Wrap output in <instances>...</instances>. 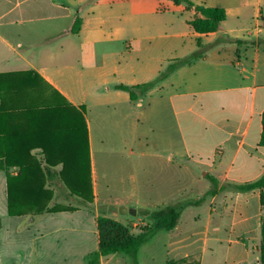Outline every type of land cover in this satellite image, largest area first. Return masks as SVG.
Segmentation results:
<instances>
[{
    "label": "crops",
    "instance_id": "0c3cea01",
    "mask_svg": "<svg viewBox=\"0 0 264 264\" xmlns=\"http://www.w3.org/2000/svg\"><path fill=\"white\" fill-rule=\"evenodd\" d=\"M190 1L209 7L202 0ZM255 1L253 29L221 26L214 33L197 34L188 24L198 16L194 8L171 0H0V81L38 75L35 89L0 92V147L5 153L11 146H46V151L30 150L33 159L41 167L46 160L59 161L64 154L59 144L69 140L54 131L56 123L40 122V112L52 109L48 104L53 101L83 107L92 193L87 206L71 196L57 174L62 169L58 164L44 188L52 193L47 208L59 211L11 216L7 176H16L17 169H0V264H20L22 259L28 264H87L98 250L100 202L118 213L122 208L155 210L180 203L182 194L195 186L199 194L189 201L211 189L216 193L199 206L184 208L173 230L156 232L138 250L136 264L190 257L199 264H260V190H221L264 174V147L259 145L264 112V10L259 5L263 1L264 7V0ZM181 10L191 12L187 29L181 26ZM75 18L81 20L77 34L71 32ZM199 49L200 58L176 69L137 101L117 89L152 81L173 60ZM140 126L146 128L144 134L135 132ZM135 145L143 148L136 155ZM135 156L148 159L157 175L155 180L147 177L146 186L157 183L168 192L158 200L149 198L146 207L129 206L135 197ZM98 160L109 163L119 191L126 194L118 205L98 192ZM183 172L191 179L186 188L180 185ZM101 177L107 179L105 170ZM210 177L218 182L216 188ZM188 207L205 210L192 214L194 221L204 216L202 232L183 234L181 220ZM68 208L75 210L64 211ZM120 216L106 217L123 224L127 215ZM98 264L133 261L118 253L100 257Z\"/></svg>",
    "mask_w": 264,
    "mask_h": 264
},
{
    "label": "trees",
    "instance_id": "16d2710c",
    "mask_svg": "<svg viewBox=\"0 0 264 264\" xmlns=\"http://www.w3.org/2000/svg\"><path fill=\"white\" fill-rule=\"evenodd\" d=\"M175 5L181 3L193 7L198 16L189 21V25L197 34L214 33L221 29L222 23L226 20L225 10L219 7H204L193 4L190 0H171ZM81 20L75 18L71 32L77 34L80 31ZM199 49L187 57L175 59L162 71L154 80L134 86L118 85L117 89L126 91L131 101H137L141 96L146 94L158 82L168 77L172 72L181 66L190 64L192 61L202 56ZM30 74V73H29ZM32 74V73H31ZM33 80L30 78L14 79L12 76L7 81H0V92L2 90H23L33 86L35 89L38 75L33 73ZM14 79V80H12ZM30 89V88H29ZM48 105L52 109L41 111L43 119L40 122L56 123L57 127L54 131L64 133V137L68 138V143H64L62 147L63 156H59V161L46 160L45 165L41 167L40 163L33 159L30 150L33 148H41L46 151V146L36 147H6L4 153L0 147V169L8 170L10 168L17 169L16 176H7V196H8V212L11 216H19L26 213L39 215L43 212L55 213L57 208L48 209L47 206L51 200L52 193L44 188L45 179L52 171L51 168L62 165V169L57 173L64 185L69 190L71 196H76L87 206L92 200V193L89 181L90 165L89 150L86 122L84 119V108H74L67 103L53 101ZM260 146L264 147V112L262 113V131L260 135ZM56 148V146H55ZM214 188L218 182L210 177ZM230 188L238 192L249 191L253 189L260 190V241L257 246L259 252L260 264H264V174L258 180L245 183L242 185H224L221 190ZM215 189L209 190L203 197L195 201L180 202L175 205H168L153 210L152 212L142 211L141 216L150 217L153 226L150 229L142 230L138 235L134 236L129 233L127 227L122 223L111 218L98 216V250L91 255L87 264H98L100 257H108L114 254H125L132 258L133 264H136V254L141 246L151 239L156 232L160 230L171 231L178 223L180 214L187 206H199L204 201L205 196L214 195ZM74 208L64 209V211H72ZM167 264H199L197 257L181 259L179 261H169Z\"/></svg>",
    "mask_w": 264,
    "mask_h": 264
},
{
    "label": "rangeland",
    "instance_id": "374dc122",
    "mask_svg": "<svg viewBox=\"0 0 264 264\" xmlns=\"http://www.w3.org/2000/svg\"><path fill=\"white\" fill-rule=\"evenodd\" d=\"M202 2L206 6H209V7H221L224 10H226L227 19L226 21L222 23V27L224 29L243 30V29H253L255 27V21L258 16V12H257L258 6L256 5L255 0H202ZM259 9L264 10L263 1L261 2V5H259ZM262 13L264 15V11ZM178 14L179 13L177 12L176 17H180ZM180 14H181L180 19H181L182 29H187L186 20L191 17V12L181 10ZM0 70H3L2 63L0 64ZM91 125L93 128V133L97 135L96 125H94V122H92ZM135 132H140L141 134H144L146 132V128L140 126L139 131L136 130ZM138 149L143 150L142 146L140 148L135 145V148H134L135 155L138 153ZM148 164H149L148 159L135 156V162H134V176H135L134 196L135 197L130 200L131 205L129 206H134L140 203L139 206L146 207L147 205H143V203L146 202L149 198L158 200L160 196L162 195L165 196L168 193V192L164 193L166 189L158 187L156 182H155L156 186L154 188H149L146 186L147 177L151 178L152 180H155L154 178L157 177L156 173H154L153 171L154 169L149 168ZM96 167H97V171L99 174L98 192L101 195V198L102 199L109 198L113 204L118 205L119 200L125 198L126 196V194H123L119 191V189H121L119 180L113 178L110 172V166L108 162L98 160L96 163ZM104 170L107 175V179H103L101 177V174L104 172ZM188 176L189 175L183 172V175L181 177V182H180V185H182L183 188L190 186L191 179ZM105 181L110 184V188L108 190L105 189ZM177 183H178V180L176 182V187H177ZM198 194H199L198 186H195L192 188V190H189L186 194L184 193L182 194L181 202L189 201L188 197L194 198L198 196ZM136 201H138V203H136ZM90 207L92 206L90 205ZM146 208L148 210H144V211H147L149 213L154 210L153 207L151 206L146 207ZM142 211L143 210L138 209L137 207L135 216H132L129 213L124 214V216L127 215V217L124 218L125 222L123 223V225L127 227L129 233H135V232H140L142 230H147V229H150L151 226L153 225L151 223L150 217H143L140 215ZM197 211L205 212L204 209H194L192 207H188L184 211L182 220H181L183 223V234H185L187 231H193V232L203 231L204 216H203V219L199 221H194L192 218V214ZM98 212L100 216L102 217H106L109 214H114L115 217H117L118 219H123L122 216H120L122 214L118 213L113 208L108 209L107 204H104L103 202H100L98 206ZM145 218H148V220H146ZM20 264H28V262L26 259H22L20 261Z\"/></svg>",
    "mask_w": 264,
    "mask_h": 264
},
{
    "label": "water",
    "instance_id": "95a60500",
    "mask_svg": "<svg viewBox=\"0 0 264 264\" xmlns=\"http://www.w3.org/2000/svg\"><path fill=\"white\" fill-rule=\"evenodd\" d=\"M119 211H120V213H122V214H127V213H129V214H131L132 216H135V215H136V211L133 210V209L127 210V209H125V208H122V209H120Z\"/></svg>",
    "mask_w": 264,
    "mask_h": 264
}]
</instances>
